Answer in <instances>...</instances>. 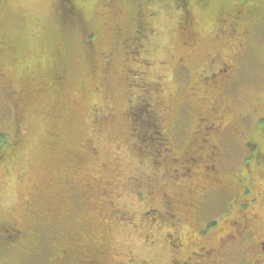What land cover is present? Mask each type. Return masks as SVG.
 Segmentation results:
<instances>
[{"label": "rangeland", "instance_id": "1", "mask_svg": "<svg viewBox=\"0 0 264 264\" xmlns=\"http://www.w3.org/2000/svg\"><path fill=\"white\" fill-rule=\"evenodd\" d=\"M0 133V264H220L244 167L264 183L247 157L264 153V0H0Z\"/></svg>", "mask_w": 264, "mask_h": 264}, {"label": "flooded vegetation", "instance_id": "2", "mask_svg": "<svg viewBox=\"0 0 264 264\" xmlns=\"http://www.w3.org/2000/svg\"><path fill=\"white\" fill-rule=\"evenodd\" d=\"M243 9L237 8L233 10L236 12L233 15H231L229 18L222 19L220 17L219 18L220 25L222 27L224 25L225 27L231 26V28L235 30L236 26L240 23L242 17H244L245 14H247V12L250 11V7H245V10H244L245 13H243ZM223 29L225 28L223 27ZM224 64H226V67L224 68L223 72H227L229 69H232L235 72V67L233 65H228L226 62H224ZM137 108H143V111L146 110L142 104L139 105ZM216 121L217 123H221L220 117H218ZM214 126L217 127V125L215 124H213L211 127L214 128ZM205 142L209 143V140L205 139ZM208 145L213 146L215 148V150H212L210 152L213 154H217L216 150L218 149V146L215 145L214 143H211ZM204 147H206V145ZM250 149L251 151H253L252 149H255V147H250ZM262 157L264 158L263 151H261V153H258V158L260 160H262ZM210 166L215 167L214 164H211ZM207 167L209 168V165ZM244 168L245 170H243V176L239 180V190H238L239 192L242 191V193H239L241 206H240V209L237 210V213L240 214V216L236 220H232L229 223L231 228L233 227L235 228V231L234 229L231 231V233L234 231V234L231 235L230 240H228L226 245L224 244V242L220 245L221 247L220 252H219V254H221L220 259L218 257V260H217V256L212 254V252L215 249H210L213 251H211V254L209 255V257L211 258V256L212 257L214 256L215 257L214 260L218 261L220 264H264V220L261 217H259V216H264V214L259 215L255 210H253L255 209V207L253 205L251 206V204H254L255 202L258 203L260 201H264V183L261 182L259 184H253L252 182H250L251 180L250 177L252 176V173H255L256 171L254 172L253 170H251L249 167H246V166ZM263 170L261 171L264 173ZM211 190H214V189H211ZM80 191H81V187H78L77 185H74L72 187V192L69 198L72 200L68 204L70 209L73 208V205L79 206L81 205V203L84 202L83 200L80 199L81 196H79V194L77 193ZM226 191L227 193L231 194L229 190L226 189ZM209 192H212V191H209ZM198 200L199 198H197V202ZM33 202H36V201H33ZM200 203L202 204V201ZM193 207H194V212L196 213V215H198L199 206L195 204ZM97 210L98 211L104 210V208L100 206L97 208ZM36 215L42 216L40 212H38V214ZM196 217L194 218V220L196 219ZM217 224H218V220H210L205 224L204 227H200L199 231L201 232L207 231L211 227ZM56 232H59V230L57 229ZM59 235L60 234L58 233V236ZM13 236L14 234L10 238H12ZM63 239H64V236H62L61 240ZM174 241L175 243H173L172 240H169V243H171V246L175 247L177 246L179 239L176 238V240ZM235 244L238 245V249L240 251L242 250V252L245 253L244 257L239 258V255L237 252H232L235 249ZM229 261H231L232 263H229ZM71 264H74V262L72 261ZM173 264H182V263L174 261ZM183 264H186V263H183Z\"/></svg>", "mask_w": 264, "mask_h": 264}, {"label": "trees", "instance_id": "3", "mask_svg": "<svg viewBox=\"0 0 264 264\" xmlns=\"http://www.w3.org/2000/svg\"><path fill=\"white\" fill-rule=\"evenodd\" d=\"M64 6H65V9H66L65 17L69 18L70 21H76L78 15L74 12L73 8L70 5H67V3ZM246 7H250V11L253 9V8H251V7H253V5H250V6L246 5ZM95 35H97L95 30L90 29L88 31V34H87L88 37L93 38V37H95ZM137 110H138V111H136L137 119L138 118L142 119V116L146 117V111H143V108H137ZM140 119H139V121H140ZM1 141L4 142V136H3V134L0 133V142ZM252 155L255 156L256 158L258 157V153L257 152L256 153L251 152L250 156L248 155L247 157L250 158V157H252ZM262 161H264L263 157H262Z\"/></svg>", "mask_w": 264, "mask_h": 264}, {"label": "bare ground", "instance_id": "4", "mask_svg": "<svg viewBox=\"0 0 264 264\" xmlns=\"http://www.w3.org/2000/svg\"><path fill=\"white\" fill-rule=\"evenodd\" d=\"M86 14V13H85ZM48 46V45H47ZM48 49V48H47Z\"/></svg>", "mask_w": 264, "mask_h": 264}]
</instances>
